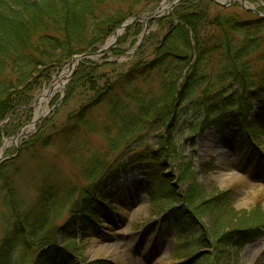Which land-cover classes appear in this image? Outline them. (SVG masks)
I'll return each instance as SVG.
<instances>
[{"label":"rangeland","instance_id":"rangeland-1","mask_svg":"<svg viewBox=\"0 0 264 264\" xmlns=\"http://www.w3.org/2000/svg\"><path fill=\"white\" fill-rule=\"evenodd\" d=\"M164 1L138 14L154 16ZM246 1L249 12L237 1L224 8L209 1L189 11L204 9L210 16L230 12L244 20L264 17V0ZM175 2L168 1L167 8ZM162 14L158 20L136 21L108 49L110 38L120 26L117 27L97 51L91 52L88 62L97 68L91 73L95 91L90 80L84 81L67 99L73 77L64 89L53 90L69 68L65 63L43 73L34 96L31 94L34 98L30 107L18 109L0 122L1 264H44L53 259L56 264H211L210 256L213 264H264V231L255 232L246 241L235 233L256 215L264 223V123H256L264 115V107L258 102H253L249 115L260 130L254 138L244 137L237 128L204 130L202 119L179 116L170 129L154 124L146 134L144 147L156 149L161 146V136H165L167 144L171 142L175 149L171 154L169 151L170 158L161 155L156 176L144 175L136 156L126 158L122 168L112 157L100 172L86 174L93 155L107 143L104 128L112 127L111 94L105 102L101 100V105H95L96 99L102 98V92L110 91L113 83L135 65L156 58L160 42L170 31V23L162 21L168 16L166 12ZM105 49L104 54H96ZM187 73L188 70L180 81L181 90ZM157 75L156 71L154 77ZM142 87L151 90L146 83ZM45 95L47 98L38 108ZM38 110L42 117L16 144V138L34 123ZM81 111L87 113L91 133L73 131L71 115ZM83 143L87 150L78 148ZM8 162L12 163L5 167ZM147 168L154 170L153 166ZM85 189L95 202L91 205L94 215L89 219L83 218L85 205L78 204ZM188 190L198 198V204L209 202L214 206L215 202L217 209L202 210L198 219L188 223L184 216L194 211L182 201ZM15 205L22 206L33 221L25 226L19 223L17 240L8 241L4 239L6 220ZM71 219L73 224L68 229ZM176 220L182 231L175 229ZM13 225L15 221L11 220L8 227ZM41 227L47 235L39 233ZM230 233L232 244L238 247L234 253L223 248L218 257L217 239Z\"/></svg>","mask_w":264,"mask_h":264},{"label":"trees","instance_id":"trees-1","mask_svg":"<svg viewBox=\"0 0 264 264\" xmlns=\"http://www.w3.org/2000/svg\"><path fill=\"white\" fill-rule=\"evenodd\" d=\"M160 1L0 0V122L18 109L32 105V96L43 73L61 68L75 56L97 51L98 46L127 18L156 6ZM207 2L209 0L185 1L163 19L170 23V31L160 42L156 58L135 65L113 83L110 91L102 92V98L98 96L96 106L102 104V99L105 102L107 95L112 96L109 105L112 127L104 128L107 146L93 155L91 169L86 170L88 176L106 168L112 157L122 168L126 158L133 159V156L138 157L144 175L156 176L161 155L170 158L175 149L171 142L167 144L165 136H161V146L156 149L144 147L146 134L154 124L170 129V124L179 116L192 115L196 120L202 119L204 130L237 128L244 137L250 138L260 133L255 123L249 120V115L253 102L264 107V18L244 20L230 12L210 16L204 9L195 13L189 11L204 7ZM89 67L91 71H88ZM187 70L181 90L180 81ZM95 71V65L83 61L67 88V99L82 87L84 81L90 80L89 83L93 84ZM142 83L148 84L151 90L143 89ZM95 88L93 84V91ZM196 95L199 97L195 98ZM71 116L70 121L73 120L71 123L75 125L73 131L91 133L92 126L85 111ZM256 123H264V115ZM78 148L87 150L85 143L79 144ZM124 151L127 152L125 156ZM148 166H153L154 170ZM152 170L153 174H149ZM196 199L190 190L182 199L187 207L194 208L193 214L184 216L188 223L198 219L200 211L208 212L207 208H213L214 212L218 207L215 202L214 206L209 202L198 204ZM79 202L86 207L83 218L93 217L91 205L94 200L87 189ZM10 212L4 239L7 237L8 241H13L17 240L19 223L25 226L32 223L33 218L22 206L15 205ZM11 220L15 221L14 229L8 227ZM176 223L175 229L182 231L180 224ZM72 224L71 219L65 227L69 229ZM235 231L246 241L255 232L262 233L264 223L256 215ZM39 233L44 234L42 227ZM214 233L211 236L214 237ZM232 236L230 233L217 239L218 257L223 254V248L235 252L238 246L232 244ZM71 241L66 240L67 243ZM209 258L213 264V257ZM44 264L56 262L53 259Z\"/></svg>","mask_w":264,"mask_h":264},{"label":"bare ground","instance_id":"bare-ground-1","mask_svg":"<svg viewBox=\"0 0 264 264\" xmlns=\"http://www.w3.org/2000/svg\"><path fill=\"white\" fill-rule=\"evenodd\" d=\"M161 11L159 12V14L165 12L167 10V6L163 5L161 8ZM122 33V31H118L115 35H113L109 42H108V46L111 45L112 43L115 42L117 36H119ZM77 64V60H72L69 63V68L67 70V72L65 74H63V76L61 77V79L59 81L56 82V84L53 86V90L56 89H63V87L65 86L66 82L68 81L69 75L73 72V70L75 69ZM47 98V95H45L43 98H41V100L38 103V108L40 106H42L43 102L45 101V99ZM42 115L40 114L39 110L37 111L36 114V118L34 120V123L31 124L30 126H28V128L24 129V131L20 134L21 136H19L18 138H16L15 142L16 144H18L20 142L21 137H23V134H26V132H31L34 127H35V123L39 120V118H41ZM3 156V149L0 150V159Z\"/></svg>","mask_w":264,"mask_h":264},{"label":"water","instance_id":"water-1","mask_svg":"<svg viewBox=\"0 0 264 264\" xmlns=\"http://www.w3.org/2000/svg\"><path fill=\"white\" fill-rule=\"evenodd\" d=\"M183 1H185V0H177V2L176 3H174L173 4V8H175L176 6H178L179 4H181ZM243 3H244V1H243ZM225 6H227V5H225ZM244 6V5H243ZM245 7V6H244ZM246 8V7H245ZM143 16H137V19L138 20H140L141 18H142ZM160 16H152V17H150L149 19H158ZM134 23V21H131V22H127V23H125L119 30H122V31H124V30H126V28L127 27H129L130 25H132ZM116 42H117V40H116ZM116 42H115V44H116ZM114 44V45H115ZM114 45H112V46H114ZM111 46V47H112ZM110 47V48H111ZM109 49V48H108ZM107 49V50H108ZM106 52V49L105 50H101V51H99L98 53H96V54H104ZM93 56V54H88V55H84V56H82V57H79V58H75L74 60H77V64H76V67H75V69L73 70V72H72V74H71V76H70V78L72 77V75L75 73V71L77 70V68H78V66H79V64H80V62L83 60V59H88V58H91ZM69 78V79H70Z\"/></svg>","mask_w":264,"mask_h":264}]
</instances>
